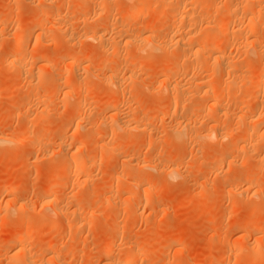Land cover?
Listing matches in <instances>:
<instances>
[{"label": "rangeland", "instance_id": "obj_1", "mask_svg": "<svg viewBox=\"0 0 264 264\" xmlns=\"http://www.w3.org/2000/svg\"><path fill=\"white\" fill-rule=\"evenodd\" d=\"M102 1L0 0V21L6 22L4 24L7 25H5L6 28L4 26L2 30L0 29V137L20 142L19 144L23 143L22 146H24L18 147L19 144L15 145L13 142L0 143V264H8L7 254L11 253V251L8 253L10 247L8 240L13 234L20 231L18 220L26 215L29 206L36 211H42L44 217L42 215L41 219L31 222L27 229V235L25 234L23 238L24 246L28 248V251L36 253L40 250L39 248H42V244L47 246L51 244L52 247L55 246L54 250L56 253L59 252L58 257L60 260L63 259L65 264H102L100 259L105 254L104 248L113 243L115 245L110 248L109 253L114 257H116L114 254L119 255V253L123 256L124 252L134 247L140 248L141 259L137 258L140 260L134 261V264H264V251L255 258H249L251 250L246 248V244L250 240H246L248 237L244 239L240 237L243 234L249 236L260 227L264 228V198L259 196L260 192H264V178L261 179L264 176V167L255 170L253 166L257 163L256 159L250 160L247 153L251 148L261 147L264 141L261 140L264 139V124L259 127L256 141L251 147L247 145L248 140L245 139L248 126L242 122L236 123V119L231 117L233 113H236L239 100L245 95L243 93H246L243 90L251 93L250 97H253L252 93L256 90V84L245 86L242 84L243 86H238L239 89L236 87L238 89L235 96L237 101L231 103L223 101L220 106L212 109L209 108L211 100L215 97L225 98L231 92L215 90V93L208 97L190 89L192 92L186 96L191 97L189 99L186 97L177 98L173 94L166 93L158 80L163 78L167 80L168 77L170 81L178 80L179 77H176V73V75L173 73L170 76H165L167 69L174 65L189 66L192 59L190 57L183 60L178 58L179 50L173 43L166 44L170 49L167 46L162 49L164 53L168 52V54H164L168 57L160 53L162 50L159 51L154 47L156 41H165V39L167 41L171 30L162 26L157 16H149L145 13L139 17V22H129V25L122 24L121 20L118 21L114 18L119 12L117 0L111 4L109 13H101L100 9L103 4H106ZM226 1L202 0L201 6L204 7L208 4L205 7L212 5L215 7L218 3L216 5L218 13L215 14L213 9L209 8L208 11L210 14L212 11L215 14L213 17L219 20L225 13L222 10L226 11V7H228L229 3ZM155 6L159 8L156 4ZM244 6L247 8L246 5ZM254 6L264 8V0H255ZM37 8L40 9L36 10ZM41 9L43 10L41 17L43 15L47 24L43 20L42 22L48 27L46 28L44 24L43 31L34 29L32 24L35 20L34 17L40 15ZM50 14L51 16L55 15L49 16L53 19L47 18V15ZM114 14L115 16H112ZM58 15L60 16L55 19ZM262 20L264 23V16ZM109 21L112 26H117H110ZM150 21L153 22V30L148 34L154 39L153 43L148 45V50L144 48L147 47L144 46V40L140 45L121 43L115 51L109 50V53L106 54L99 42L83 38L86 34L85 31L87 32L89 28H97L99 25L100 31H104L105 36H108L107 39L114 38L118 41L119 34L133 38V35L135 37V34H138L141 29L138 23ZM30 22L31 24H28ZM50 22L52 24H49ZM154 22L158 25H154ZM19 23L27 29L30 28V33L22 38L18 45L10 48L11 40L16 35L14 33H17L19 29L17 28L20 26ZM106 23L109 25L106 26ZM115 27L119 28L115 30ZM230 28L233 27L230 26ZM118 29L121 33L116 35ZM231 31L229 30L228 33L235 43L245 42V36L248 37V40L249 38L250 40L258 39L259 43H262L264 24L251 34L243 31L235 37ZM2 35L4 36L2 37ZM217 36L220 39L225 37L221 32ZM245 45V48H249H241L246 51L240 52L241 49L235 50V47L230 45H227L226 48L222 44L220 53H227L228 57L232 56L231 58L235 56L234 59L236 57L239 60L247 59L246 63L248 62L250 65L244 66L246 69L243 67V70L251 75L258 70V64L264 55L257 52V44L253 46L246 43ZM262 45L260 44L261 48H263ZM138 46H141L142 49L141 47V50L138 49ZM142 50L145 51L143 54ZM146 52L152 53L151 59L145 58ZM64 53L68 56L59 58ZM116 53H119V58ZM32 54L38 58L29 60V56ZM77 57H87L90 61L89 63L78 62L75 66L70 67V62ZM104 60L109 61L110 67L112 66L108 68V71L106 70L108 73L113 70L120 78L124 77L126 73L132 74L133 82H129V79L127 81L132 84V89L126 85L124 86L125 91L118 95L115 93L116 91L107 77L108 73L105 70L98 71L100 65L105 62ZM209 61L208 69L209 66L212 68L214 64L211 58ZM20 63L28 70V72L25 70L24 75L18 72ZM216 67L214 64L215 74L219 73ZM82 69L85 71L82 72ZM192 71L190 69L188 71L189 78H192L193 75L198 76L196 73L201 75V70L198 72L195 70L194 73ZM162 72H165L164 75ZM104 75H107L106 83L108 84L104 83L106 81ZM172 75L175 76L172 77ZM81 76L82 78H80ZM169 80L168 82H170ZM78 81L84 83H82L83 88H81L82 86L76 87ZM23 84L27 85L23 86ZM85 84L87 85L85 86ZM67 89H70V94ZM263 89L264 85L261 87V90ZM261 90L259 92L261 95L249 97L250 105L243 111V115L250 114L255 108V111L258 109L259 115L264 114V90ZM33 96L35 97L33 98ZM81 96L82 99H87V103L84 104V108L75 109L74 107ZM26 98H29L30 102L23 104ZM110 98L115 99L116 103L118 102L117 107L113 110L116 117L110 116L109 110L105 107ZM262 104L263 106H261ZM9 109L11 110L10 114H8ZM25 112L28 113L29 120L22 122L19 116ZM223 112H228V117L224 116ZM206 114L211 115L214 121L205 123L206 121L202 119ZM150 118H154L155 121L152 125H147L146 122ZM111 119L113 120L110 121ZM138 120L141 121L140 126L135 124ZM79 121L80 126H77ZM117 121L125 122L130 129L128 126L121 129L116 128L114 139L111 137L112 133L109 132H112L111 128L113 125L115 127ZM92 123L94 126L90 128ZM182 125L187 126L186 133H191H187L188 137L178 138L174 130ZM32 127L33 129L38 127L34 131V135L38 139L45 140V145L31 148L28 146L30 141L28 139L26 141L23 135L25 136L24 133L27 130H32ZM74 129L77 130H75L77 133L74 132ZM207 131H210L214 136L226 134L227 139L211 148H206L203 140L194 138ZM34 135L31 136L34 138ZM65 137L66 140L63 141L65 148L63 144L61 145L63 150L62 147L59 148L57 142L59 144L58 140ZM21 139L25 142L21 143ZM82 139H87L89 142L86 152L82 154L84 156L81 155L82 158H86L87 154L94 155V149L102 145H107L110 153L108 151L102 157L99 153L96 154L95 164L93 162V165L86 167L84 174H71L68 169H65L67 164L65 167H61L64 163L61 162L65 156L63 154H66L67 151L74 153L76 151L75 144ZM242 146H245V150L241 149ZM111 147H115L116 151ZM219 156L225 159L222 158V161L216 163ZM133 162L135 164L140 162V166L135 167ZM170 169H174V172L169 174ZM257 173L258 175H256ZM54 177L59 184L57 187L62 190L57 188L61 196L58 199H63L61 202L64 203V207L69 205L71 210L77 209L76 211L79 212H76V216L70 214L69 218L55 220V216L51 218L49 212L43 210L38 198L43 195ZM116 177H119L118 180ZM85 178L86 181L88 180L84 181L86 183L82 182ZM249 181L255 184L253 191L240 194L239 192L250 183ZM130 182L139 184L140 187L135 188V184ZM18 185H21L22 188L16 196L7 195L5 190H11ZM195 194L197 196H194ZM64 195L66 199L62 198ZM71 195L72 198H70ZM206 196H210L211 199L204 210H201L202 200ZM78 203L80 208L79 206L73 208ZM19 204L24 206L27 204L28 207L17 211L16 207ZM209 213L211 218H207ZM48 217L51 221L47 220ZM81 219L84 223L78 225L77 223H80ZM44 220L49 222L45 221L42 224L41 222ZM235 221L238 224H235ZM233 222L235 226H229ZM220 239L228 240V243L220 244ZM240 244H243L245 248L241 252L231 255L230 251ZM259 244L261 243L259 242ZM38 245H40L39 248ZM39 252L36 255L37 264H40L41 252ZM228 252L230 255L220 262V257ZM116 260L115 262L119 261Z\"/></svg>", "mask_w": 264, "mask_h": 264}, {"label": "bare ground", "instance_id": "obj_2", "mask_svg": "<svg viewBox=\"0 0 264 264\" xmlns=\"http://www.w3.org/2000/svg\"><path fill=\"white\" fill-rule=\"evenodd\" d=\"M45 1V0H44ZM102 1V0H101ZM222 1V0H221ZM228 1V7H226V11H223L222 10V12H225L224 14H222V17L219 19V20H217V19H215L213 16L216 14V13H218V10H217V7H216V5L218 4H216L215 5V7H214V5H212V6H210V7H212V8H210V7H205V6H208V4L207 5H204V7H202L201 5H202V0H117L116 2V4H118L117 6L119 7V12H118V14H117V16L116 17H114V18H116L118 21H122V24H124V23H126V24H130L131 22H139L138 21V19H139V17H142V15L144 14L145 15V13H147L149 16H157L158 17V20H160V22L162 23V26H164V27H166V28H169V30H170V35L168 36V39H167V41H166V39H165V41H163V40H161V41H159V42H157L156 40V43H155V45H154V47H156V49H159V51L160 50H162L165 46H167L168 44L167 43H173L175 46H177L178 47V58H180V59H185V58H187V57H190L191 59H192V61L191 62H189V66H186V67H184L183 65H181V66H178V65H174V66H172V67H170L169 69H167V73L165 74V76H170V74H175L176 75V77H179V79L178 80H169V77H168V79L166 80L165 78H163V79H160V80H158L159 81V83L161 84V86H162V88L164 89V91L166 92V93H168V94H173V95H175L177 98H185L186 96H187V94L189 93V92H192V91H190V89L191 90H193V91H196L197 93L198 92H200V93H202L204 96H211L212 94H214L215 92V90H226V91H230L231 93L228 95V96H226L225 98H220V97H215L213 100H211V103H210V106H209V108L210 109H212V108H216V107H218V106H220L221 105V102H227V103H231L232 101H234L235 102V100H236V98H235V96L237 95L236 94V91L239 89L238 88V86H245V85H247V84H253V83H255L256 84V90H254V92L252 93V95H253V97H256L257 95H259L260 93V90H261V87L264 85V58H262L261 57V55H260V57L262 58V59H260V62H259V68H258V70H256L253 74H251V75H248V73H246L244 70H243V67L244 66H248V65H250L248 62V64L246 63V61H247V59L246 60H244L245 58H242V57H239V58H242L241 60H239L237 57H236V59H234V57L235 56H233V58H231L232 56H229L228 57V54L226 55L225 53H220V48H221V46H222V44L223 45H225V47L228 45H230L231 47H235V50L236 49H241V48H245V44L246 43H249V45L250 44H252L253 46H254V44L256 45H258V50L257 49H255V50H257V52L259 53V54H263L264 55V44L262 45V43H264V36L262 37L263 38V40H262V43H259V41H258V39L256 40V39H251L250 40V38H249V40H248V37L247 36H245L246 38L244 39V41L245 42H243V41H240V42H237V43H235V40H233L234 41V43H233V41H232V38H231V36H230V34L228 33V31L229 30H232L231 31V33H234L235 34V37L238 35V33L240 32V33H242L243 31H245V33H246V31L248 32V33H253L254 31H256L258 28H261L262 27V25L264 24L263 23V20H262V17L264 16V8L262 7V8H256L255 6H254V4H255V0H227ZM227 1H226V3H227ZM230 1V2H229ZM103 3L104 2H106V4L104 5L103 4V7L101 8V7H99V8H101L100 10H101V13L103 12V13H105V12H108L109 11V9L111 8V4L112 3H114V0H104V1H102ZM47 3V2H46ZM83 3V2H82ZM201 3V4H200ZM211 3V2H210ZM219 3H221V2H219ZM245 3V4H244ZM254 3V4H253ZM155 4L157 5V6H159V8H157L156 6H155ZM253 4V5H252ZM98 5H99V3H98ZM200 5V6H199ZM244 5H246L247 6V8H245V6ZM250 5L252 6V7H254V9H252V7L250 8ZM38 6V5H37ZM249 6V7H248ZM41 7H43V6H41ZM40 7V8H41ZM46 7H47V5H46ZM261 7V6H260ZM40 8H37L36 10H38V9H40ZM113 8V7H112ZM208 8L211 10V9H213V12L215 13V14H213L212 13V11H211V14H210V12L208 11ZM221 8H222V6H221ZM220 8V9H221ZM95 9V8H94ZM114 9H115V7H114ZM99 10V11H100ZM220 11V10H219ZM50 12V11H49ZM56 12V11H55ZM54 12V13H55ZM209 12V13H208ZM39 13V12H38ZM41 13H43V10L41 9L40 10V15L39 16H36V17H34L35 18V20H34V22L32 23L33 24V27H34V29H41L42 31L44 30V28L46 27V20H44L45 18L43 17V15H42V17H41ZM48 13V12H47ZM50 13H52V12H50ZM97 13V15H98V12H96ZM100 13V14H101ZM109 13V12H108ZM111 13V12H110ZM116 13V12H115ZM53 14V13H52ZM56 14V13H55ZM57 14H59V13H57ZM146 14V15H147ZM38 15V14H37ZM46 15V14H45ZM44 15V16H45ZM49 16H51V14L50 15H47V18L49 17ZM52 16H55V15H52ZM51 16V17H52ZM60 15H58V16H56V18L55 19H57L58 17H59ZM93 16V15H92ZM112 16H115V14L114 15H112ZM51 17H49V18H51ZM44 18V19H43ZM61 18V17H60ZM95 18V17H94ZM114 18H112V20H114ZM51 19H53V18H51ZM42 20L43 21H45V23H43L42 22ZM62 20V19H61ZM152 20V19H151ZM155 20H156V18H155ZM53 21H56V20H53ZM48 22V21H47ZM105 22H107V21H105ZM116 22V21H115ZM114 22V23H115ZM130 22V23H129ZM158 22V21H157ZM4 23H6V22H4V21H0V29L2 30L3 29V27L6 25V24H4ZM53 23H56V22H53ZM62 23V22H61ZM109 23H110V21H109ZM113 23V22H112ZM155 23V22H154ZM28 24H31V22L30 23H28ZM44 24H45V27H44ZM49 24H52L51 22L49 23ZM111 24V23H110ZM119 24V23H118ZM139 24V27L141 28L140 30H139V33L138 34H135L136 36L134 37V35H133V38H129V36L128 37H124L125 35H124V33H123V35L124 36H122V35H120L119 33H121L120 32V30L119 31H117V33L116 32H114V33H116V35L117 34H119V40L118 41H116V39H112L111 38V40H110V42L108 41V39L106 38V37H108V36H105V34L102 32V31H100V29H101V27H100V25L97 27V28H94V29H90L89 28V30H87V32L85 31V35H84V39H87V40H94V41H97V42H99V44L101 45V47H102V49L104 50V52H106V54H107V52L109 51V50H113V51H115L116 50V48H118V46L122 43V44H124V45H140V44H142L143 43V41L145 40V44H144V46H147V47H144V48H148V45L149 44H152L153 43V39L154 38H152V36L150 35V34H148L150 31H152L153 29V22L152 21H150V22H140V23H138ZM157 23H155L154 25H156ZM12 25V24H11ZM19 25H20V23H19ZM59 25V24H58ZM92 25H94V24H92ZM107 25H109V24H107L106 23V26ZM114 25V24H113ZM137 25V24H136ZM158 25V24H157ZM7 26V25H6ZM6 26H5V28H6ZM17 26V25H16ZM29 26H31V25H29ZM48 26V25H47ZM54 26V25H53ZM55 26H57V25H55ZM96 26V25H95ZM101 26H103V25H101ZM110 26H112V24L110 25ZM114 26H117V25H114ZM114 26H112V27H114ZM230 26H232L233 28L231 29H229V27ZM2 27V28H1ZM10 27V26H9ZM32 27V26H31ZM33 27H32V29H33ZM91 27H93V26H91ZM124 27H127V26H124ZM137 27V26H136ZM156 27V26H155ZM159 27V26H158ZM4 28V29H5ZM17 28H19L18 29V31H17V33H14V34H16L15 36H13V39L11 40V43H10V48L11 47H15L16 45H18L19 44V42L21 41V39L22 38H24L28 33H30L29 32V29H27V27H23V26H18ZM16 28V29H17ZM46 28H48V27H46ZM117 28H119V27H115L114 29L116 30ZM9 29V28H8ZM33 29V30H34ZM50 29H52V28H50ZM54 29V28H53ZM110 29V28H109ZM115 30H113V31H115ZM125 30V29H124ZM123 30V31H124ZM235 32H234V31ZM4 31V30H3ZM2 31V32H3ZM30 31H32V30H30ZM41 31V32H42ZM106 31V30H105ZM122 31V32H123ZM127 31V30H126ZM126 31H125V34H126ZM219 32H221L222 34H224L225 35V37H224V39L222 38V39H220L217 35H219ZM128 33V32H127ZM237 33V34H236ZM244 33V34H245ZM129 34V33H128ZM127 34V35H128ZM146 34H148V35H146ZM166 34V33H165ZM233 34V35H234ZM40 35H42V34H40ZM82 35V36H83ZM130 35V34H129ZM242 35V34H241ZM4 35H2V37H3ZM244 36V35H243ZM242 37V36H241ZM241 37H240V40H241ZM256 37V36H255ZM166 38V37H165ZM238 38H239V36H238ZM244 38V37H243ZM261 38V39H262ZM0 39H1V37H0ZM4 39V38H3ZM81 39V38H80ZM39 40H40V37H39ZM84 41V40H83ZM37 42V41H36ZM188 44H187V43ZM1 43V42H0ZM108 43V44H107ZM167 44V45H166ZM173 44H171V46H173ZM260 44L263 46V48H261V46H260ZM38 45V44H37ZM123 45V46H124ZM252 45H251V47H252ZM108 46H110V47H108ZM151 46V45H150ZM136 47V46H135ZM139 48L138 49H140V47L141 46H138ZM153 47V48H154ZM168 47V46H167ZM177 47H175L176 49H177ZM37 48V47H36ZM120 48V47H119ZM121 48H123L122 46H121ZM143 48V49H144ZM169 48V47H168ZM172 48V47H171ZM227 48V47H226ZM246 48H249V47H246ZM245 48V49H246ZM253 48H255V47H253ZM101 49V48H100ZM99 49V50H100ZM141 49H142V47H141ZM140 49V50H141ZM145 49V50H146ZM170 49V48H169ZM168 49V50H169ZM223 49V48H222ZM137 50V49H136ZM148 50V49H147ZM238 50V51H239ZM101 51V50H100ZM113 51H111V52H113ZM137 51H139V50H137ZM165 51V50H164ZM228 51V50H227ZM242 51H244V49L242 50L241 49V51L240 52H242ZM246 51V50H245ZM244 51V52H245ZM101 52H103V51H101ZM142 52V54L145 52H143V50L141 51ZM150 52V51H149ZM153 52V51H152ZM27 53V52H26ZM66 53H68V52H66ZM66 53H64L62 56H59V58H62V57H67L68 55L66 54ZM109 53V52H108ZM147 53V52H146ZM156 53H158V52H156ZM160 53H163V56H167L168 57V55H164L165 53L163 52V50H162V52H160ZM256 53V52H255ZM103 54V53H102ZM119 54V53H118ZM118 54L116 53V55H117V57H118ZM152 53H147L146 54V59H151L152 57V55H151ZM166 54H168V52L166 53ZM170 54H171V51H170ZM237 55L239 54V53H236ZM258 54V55H259ZM25 55H27V54H25ZM29 55V54H28ZM125 55H126V53H125ZM162 55V54H161ZM107 56V55H106ZM170 56V55H169ZM172 56H173V53H172ZM171 56V57H172ZM116 57V56H115ZM151 57V58H150ZM243 57H247V56H243ZM27 58H28V56H27ZM38 57L35 55V54H32V55H30L29 56V60H35V59H37ZM110 58V57H109ZM119 58V57H118ZM126 58V57H125ZM189 58V59H190ZM211 58V60H213L214 61V64L217 66L216 68L218 69L217 71H219V73H217L216 72V74H215V72H214V70H215V68L213 69V66H214V64L212 65V68H211V66H209L210 68V70L207 68L208 67V65H210V64H208V61H209V59ZM121 59V58H120ZM190 59V60H191ZM18 60V59H17ZM20 60V59H19ZM22 60H23V57H22ZM123 60V59H122ZM24 61V60H23ZM53 61V60H52ZM82 61H86V62H88L89 63V61H90V59L89 58H87V57H83V58H81V57H77L76 59H74V60H72L71 62H70V67H73V66H75L78 62H82ZM105 61V60H104ZM119 61V60H118ZM121 61V60H120ZM180 61V60H179ZM212 61V62H213ZM11 62V61H10ZM15 62V61H14ZM102 62V61H101ZM210 62V61H209ZM16 63V62H15ZM14 63V64H15ZM18 63V62H17ZM22 63V62H21ZM21 63H20V65L18 64V66H20V67H18V72H19V74H25L24 72H25V70L27 69L26 67H23V65L21 66ZM24 63V62H23ZM22 63V64H23ZM120 63H123V62H120ZM11 64V63H10ZM13 64V63H12ZM101 64V63H100ZM113 64V63H112ZM119 64V63H118ZM128 64V63H127ZM180 64V63H179ZM184 64V63H183ZM110 65H111V63L109 62V61H105V62H103L101 65H100V68L98 69V71H100V70H107L108 71V68H111L110 67ZM25 66V65H24ZM141 66V65H140ZM12 67V66H11ZM142 67V66H141ZM26 68V69H25ZM245 69H246V67H244ZM12 69H14V68H12ZM189 69L190 70H193V71H199V70H201V75L200 74H197L196 73V75H198V76H196L195 77V75H193V76H191L192 78H189L188 76H187V74H189ZM111 70V69H110ZM131 70V69H130ZM141 70V69H140ZM203 70V71H202ZM27 72H28V70H26ZM83 71H85V70H83L82 69V72ZM91 71V70H90ZM106 71V72H107ZM129 71V70H128ZM133 71H135V70H133ZM133 71H131V72H133ZM192 71V72H193ZM216 71V70H215ZM26 72V73H27ZM80 72H81V70H80ZM100 72H102V71H100ZM78 73V72H77ZM91 73V72H90ZM92 73H94L93 71H92ZM105 73V72H104ZM108 73V72H107ZM106 73V74H107ZM134 73V72H133ZM163 73H165V72H162V74ZM194 73V72H193ZM250 73H251V71H250ZM95 74V73H94ZM219 74V75H218ZM84 75V74H83ZM86 75V74H85ZM92 75V74H91ZM108 75V76H107ZM107 75H104L105 76V80H106V78L108 77V79H109V81H111V85H113V87H114V89H115V93L118 95V94H120V93H122L123 91H125L126 89H124V86H129V89H132V87L133 86H131L132 84H129V83H127V81H128V79L130 80L129 82H133V79H132V74H128V73H126L125 74V76L123 75V73H122V76H124V77H122V78H120L116 73H115V71H109V73L107 74ZM164 75V74H163ZM175 75H172V77H174ZM103 76V77H104ZM107 76V77H106ZM162 76V75H161ZM189 76H190V74H189ZM219 76V77H218ZM94 77V76H93ZM188 77V78H187ZM78 78V77H77ZM80 78H82V76L80 77ZM157 78V77H156ZM171 78V77H170ZM183 78V79H182ZM52 79V78H51ZM91 79V78H90ZM104 79V78H103ZM182 79V80H181ZM78 80V79H77ZM77 80H76V82H77ZM134 80H136V79H134ZM168 80L171 82H168ZM44 81V80H43ZM53 81H54V78H53ZM87 81H89V80H87ZM101 81V80H100ZM26 82V81H25ZM49 82V81H48ZM48 82H46V83H48ZM56 82L57 83H59V81H57L56 80ZM55 82V83H56ZM107 82V80L106 81H104V83H106ZM137 82V81H136ZM141 82V81H140ZM140 82H138L139 84H140ZM29 83H32V81H29ZM54 83V84H55ZM82 83L83 82H79L78 81V83H76L75 85H76V87L78 88V87H81L82 86ZM134 83H135V81H134ZM138 83H136L137 85L136 86H138ZM84 84V83H83ZM106 84H108V83H106ZM142 84V83H141ZM243 84V85H242ZM254 84V85H255ZM21 85V84H20ZM24 85H27V84H23V86ZM32 85H35V83L33 84L32 83ZM52 85H53V82H52ZM59 85L61 86V84L59 83ZM63 85V84H62ZM74 85V86H75ZM87 84H85V86H86ZM111 85H110V87H111ZM157 85V84H156ZM22 86V85H21ZM21 86H19L18 85V87H21ZM30 86H31V84H30ZM57 87H58V85H56ZM84 86V85H83ZM83 86L81 87V88H83ZM92 86V85H91ZM140 86V85H139ZM75 87V88H76ZM109 87V88H110ZM146 87V86H145ZM158 87V86H157ZM236 87L238 88V89H236ZM31 88H33L32 86H31ZM67 88H69V87H67ZM125 88H128V87H125ZM159 88V87H158ZM72 89H73V87H72ZM72 89H71V91H72ZM114 89H113V91H114ZM55 90H56V88H55ZM59 90V89H58ZM68 90V89H67ZM70 90V89H69ZM69 90H68V93L70 94V92H69ZM128 90V89H127ZM160 90H162V89H160ZM264 90V89H263ZM263 90H261V91H263ZM60 91V90H59ZM163 91V92H164ZM241 91V90H240ZM58 92V91H57ZM66 92V91H65ZM162 92V91H161ZM162 92V93H163ZM195 92V93H196ZM243 92H246V93H248L247 91H245V90H243ZM67 93V94H68ZM238 93V92H237ZM246 93H243V94H245L244 95V97H242L240 100H239V105L237 106V108H236V113H233L232 115H231V117H232V119H236V123H241L242 122V124L244 123L246 126H248V129H247V131H246V134H245V139H247L248 140V144L247 145H249V146H251L252 147V144L256 141V138H257V133H258V129H259V127H261L263 124H264V114L263 115H259L258 114V109L255 111V106H254V111H252V112H250V114H248V115H243V111L244 110H246V108L250 105L249 104V101H250V99H249V97L251 96V93L249 94V96H248V94L246 95ZM34 94V93H33ZM38 94V93H37ZM68 94V95H69ZM72 94V93H71ZM124 94H125V92H124ZM165 94V93H164ZM163 94V95H164ZM190 94V93H189ZM192 94V93H191ZM199 94V93H198ZM35 95V94H34ZM67 95V96H68ZM109 95V94H108ZM261 95V94H260ZM66 96V95H65ZM71 96V95H70ZM189 96V95H188ZM248 96V97H247ZM35 96H33V98H34ZM85 97V96H84ZM87 97V96H86ZM193 97V96H192ZM199 97V96H198ZM253 97H250V98H253ZM36 98H37V96H36ZM36 98H35V100H36ZM80 98V97H79ZM83 97L81 96V98L79 99V101H78V103H76V105H75V109H81L83 106H84V104L86 105V103H87V99H82ZM156 98V97H155ZM186 98H188V97H186ZM189 98H191V97H189ZM188 98V99H189ZM235 98V99H234ZM249 100H248V99ZM37 99H39V98H37ZM254 99H256V98H254ZM132 100V99H131ZM32 101V100H31ZM34 101V100H33ZM86 101V102H85ZM191 101V100H190ZM237 101V100H236ZM30 102V99L29 98H26L25 100H24V102H23V104H27V103H29ZM118 103V102H117ZM116 100L115 99H112V98H110V100H109V102H107L106 103V106L105 107H107V109L109 110V114H110V116H114V112H113V110H115L114 108L115 107H117L116 106ZM182 103V102H181ZM22 104V105H23ZM264 104V103H263ZM263 104L261 105V106H263ZM180 106H181V104H179ZM260 105V104H259ZM175 106H176V104H175ZM256 106H257V104H256ZM84 108V107H83ZM208 108V109H209ZM225 110V109H224ZM261 111V110H260ZM262 111H263V107H262ZM113 112V113H112ZM11 113V110L9 109V111H8V114H10ZM224 113V116H227L228 117V112L227 113H225V112H223ZM223 113H222V115H223ZM231 113V112H230ZM261 113H263V112H261ZM7 114V115H8ZM115 115H117V114H115ZM221 115V114H220ZM19 116V115H18ZM21 119H22V122H24V121H28L29 120V115H28V113H22L21 114V116H19ZM106 117V116H105ZM108 117V116H107ZM114 117H116V116H114ZM113 117V118H114ZM138 117H140V116H138ZM137 117V118H138ZM112 118V117H111ZM156 119V118H155ZM97 120V119H96ZM113 119H111L110 121H112ZM202 120H205L206 122L205 123H208V122H210V121H214L213 120V117H211V115H207L206 114V116L204 115L203 116V119ZM109 121V122H110ZM154 118H150L149 120H147V122H146V124L147 125H152L153 123H154ZM140 122L141 121H136V123L135 124H137V125H139L140 124ZM93 124V123H92ZM91 124V126L92 127H90V128H93V126H94V124L92 125ZM98 124V123H97ZM109 124V123H108ZM108 124H107V126H108ZM114 124V123H113ZM110 125V124H109ZM136 125V126H137ZM75 126H76V123H75ZM77 126H80V121H79V123H77ZM114 126V125H113ZM112 126V132H109V133H112V136L111 137H114V139H115V130H116V128H119V129H121V128H126L128 125H126V123L125 122H123V121H117L116 122V125H115V127H113ZM131 126V125H130ZM133 126V125H132ZM135 126V125H134ZM140 126V125H139ZM38 127H34V129H33V127H32V130H27L24 134H25V136L23 135V138H25V140L27 141V139L30 141V145H28L30 148L31 147H38V146H42V145H45V143H46V141L45 140H41V139H38V138H36V136L34 135V131L37 129ZM41 128V127H40ZM75 128V127H74ZM79 128H81V127H79ZM128 128H129V126H128ZM186 128H187V126L186 125H182V126H178V127H176L175 128V130H174V132H175V134L177 135V137L178 138H182V137H188L187 136V133L188 134H190L191 132H187L186 133ZM130 129V128H129ZM134 129V128H133ZM139 129V128H138ZM190 129V128H189ZM41 130H42V128H41ZM75 130L76 129H74V132H75ZM105 130H107V128H105ZM109 130V129H108ZM126 130V129H125ZM77 131V130H76ZM120 131V130H119ZM127 131V130H126ZM129 131V130H128ZM189 131V130H188ZM92 132V131H91ZM121 132H123V131H121ZM193 132V131H192ZM75 133H77V132H75ZM119 133V132H118ZM129 133V132H128ZM194 133V132H193ZM198 133V132H197ZM34 135V138L31 136V135ZM66 134V133H65ZM94 135V134H93ZM104 135V134H103ZM98 136V135H97ZM109 136H110V134H109ZM89 137V136H88ZM101 137V136H100ZM15 138V137H14ZM97 138H99V137H97ZM197 138L198 139H200V140H203L204 141V143H205V146H206V148H211V147H213L215 144H218V143H221V142H223V140H225V139H227V135L226 134H224V135H220V136H214L210 131H207V132H204V133H202V135L201 136H199L198 137V135L197 136H195V138L194 139H196L197 140ZM19 139V138H18ZM259 139H261V138H259ZM25 140H23V139H21L20 141H21V143H22V141H24L25 142ZM47 140V139H46ZM66 140V137L63 139H60V140H58L59 141V144H58V142H57V145H59V148L60 147H62L61 145L63 144V141H65ZM261 140H264V139H261ZM8 142H13V143H15V145H18L19 143L18 142H16V141H10V140H7V139H4L3 137H0V143H8ZM108 142V141H107ZM111 142V141H110ZM258 142V141H257ZM18 143V144H17ZM23 144V143H22ZM22 144H19L18 145V147L19 146H22ZM100 144V143H99ZM108 144H110V143H108ZM88 145H89V142H88V140L86 139V140H80V142H78L77 144H75V149H76V151L74 152V153H71L70 151H67V153L65 152V151H63L64 153H66V154H63V152H61L63 155H65L64 156V158L62 159L63 161H61V162H64V163H62L63 164V166H61L60 164V166L61 167H65V165L67 164V166L66 167H68V168H66L65 167V169L67 170L68 169V172L69 173H77V174H82L83 172L85 173V170H86V167H88V166H91V165H93V162H94V160L96 159V154H100L101 155V157H102V155H105L106 153H108V151H109V153H110V149L108 148V146L106 145V146H98V147H96L95 149H94V155H89V154H87L88 156H86V158H82V156H84V155H82L83 153H85L86 152V149H87V147H88ZM254 145V144H253ZM22 147H24V146H22ZM21 147V148H22ZM58 147V146H57ZM63 147H64V144H63ZM61 148V149H63L64 150V148ZM250 147V148H251ZM26 148V147H25ZM112 148H114V149H112ZM57 149V148H56ZM60 149V150H61ZM111 149L112 150H114V151H116L115 149V147H111ZM241 149L242 150H245V146H242L241 147ZM97 152V153H96ZM111 152H113V151H111ZM115 153V152H114ZM118 153V152H117ZM248 156L251 158H249L250 160H252V158H254V160L256 159V165H254L253 167H255V170L256 169H259V168H261V167H264V141H263V143L261 144V147H258V149H255V148H251L248 152ZM53 155H55V154H53ZM82 155V156H81ZM97 157H98V155H97ZM222 156H219L217 159H216V163H219L220 161H222ZM246 158H248V157H246ZM81 159H83L82 161H81ZM98 159H100V158H98ZM223 159H225V158H223ZM60 160V159H59ZM253 160V161H254ZM128 163H130V162H128ZM94 164H95V162H94ZM125 164H126V162H125ZM131 164V163H130ZM133 164H135L134 162H133ZM132 165V164H131ZM143 165V164H142ZM95 166V165H94ZM124 166V165H123ZM126 166V165H125ZM128 166V165H127ZM136 166H140V162H137L136 164H135V167ZM147 166V165H146ZM57 168V167H56ZM148 168H150L149 166H148ZM139 169V168H138ZM62 171H63V168H62ZM249 171V170H248ZM252 171V170H251ZM260 171V170H259ZM59 172V171H58ZM171 172H174V169H170L169 170V174L171 173ZM65 173H67V172H65ZM83 173V174H84ZM260 173V172H259ZM87 174V173H86ZM255 174V173H254ZM65 175V174H64ZM70 175V174H69ZM256 175H258V173L256 174ZM255 175V176H256ZM62 176V175H61ZM88 176V175H87ZM263 176V175H262ZM114 177H115V175H114ZM113 178V177H112ZM118 178L119 177H116V180H118ZM260 178V177H259ZM264 178V176L263 177H261V179H263ZM88 179V178H87ZM260 179V180H261ZM58 180V179H57ZM255 180H257L256 178H255ZM264 180V179H263ZM262 180V181H263ZM84 181H86V178L82 181V182H84ZM88 181V180H87ZM86 181V182H87ZM86 182H84V183H86ZM116 182V181H115ZM250 183L249 184H247V185H245L244 187H243V189L239 192L240 194H242V193H245V192H247V191H253L252 189L254 188V186H255V184H254V182H252V181H249ZM131 183V182H130ZM131 184H135L134 186H135V188L137 187V188H139L140 186H139V184H136V183H131ZM57 185H59V184H57V181H56V178L54 177L51 181H50V183H49V185L46 187V189H45V192L43 193V195L42 196H40V198H38V200L40 201V203H41V205H42V208H43V210H47L46 212L48 213V214H50L49 216L52 218V216H55L56 217V219L55 220H57V218H69L70 216V214H75V216L77 215V213L76 212H79V211H76L77 209H70L69 208V205L67 206V207H64L63 206V202H61L62 200H60V199H58V198H60L61 196H60V193H59V191H58V189H60V188H58L57 187ZM128 185V184H127ZM60 187V186H59ZM21 188H22V186L21 185H18V186H16L15 188H13V189H11V190H5V192L7 193V195H12V196H16V194H18V192L21 190ZM58 188V189H57ZM204 189V188H203ZM65 190V189H64ZM60 191H62L61 189H60ZM200 191V190H199ZM201 192V191H200ZM65 193V192H64ZM198 194V193H197ZM62 195H63V192H62ZM66 195V194H65ZM63 196L62 198H65L66 196ZM67 196H68V194H67ZM194 196H197L196 194L194 195ZM193 196V197H194ZM259 196H261L262 198H264V192H260L259 193ZM200 197V196H199ZM70 198H72V195H71V197ZM75 198V197H74ZM66 199V198H65ZM64 199V200H65ZM211 199V197L210 196H206V197H204V199L202 200V203H201V205H202V207H201V210H204V207H206V205H207V203H208V201ZM14 201V200H13ZM67 201V200H66ZM15 202V201H14ZM36 202V201H35ZM67 204V203H66ZM26 206V207H25ZM21 205V204H19L17 207H16V210L17 211H21L22 209H24V208H27L28 206H27V204L26 205ZM77 206H79V203H78V205H74V207L73 206H70V207H73V208H76ZM30 207V206H29ZM27 208L28 210H26V215H24V216H22V217H20L19 218V220H18V225L21 227V228H19V232L18 233H16V234H13L10 238H9V240H8V242H9V244H10V247H9V250H8V253H9V251H11V253H9V255L7 254V260H8V264H37L36 262L38 261L37 260V258H36V255H37V252L38 251H40L41 252V258L39 259V262H40V264H65V263H63V259L62 260H60V257H58V255H59V252L58 253H56V251L54 250V248L53 247H55V246H53L52 247V245L50 244H48V246L47 245H43L42 244V248H39V246L40 245H38V248L40 249V250H38V251H36V253H33L31 250H27L28 248L26 247V246H24V240H23V238H24V236H25V234L27 235V229L29 228V226L31 225V222L33 221H35V220H38V219H41V217H42V215H43V213H42V211H36L35 209H32V207H30V208ZM78 208V207H77ZM79 208H80V206H79ZM182 208V207H181ZM1 211V210H0ZM28 211V212H27ZM28 213V214H27ZM79 214V213H78ZM81 214V213H80ZM46 216H48V215H46ZM43 217H44V215H43ZM80 217V216H79ZM4 218V217H3ZM207 218H211V214L209 213L208 215H207ZM43 219V218H42ZM47 220H50L51 221V219H49V217L47 218ZM47 220H44V221H42L41 223L42 224H44L45 223V221L47 222ZM49 222V221H48ZM47 222V223H48ZM84 223V221H82V219H81V221H80V223L78 222L77 224L79 225V224H81V223ZM70 222L68 221V224H69ZM16 224V223H15ZM235 224H238V222L237 221H235ZM235 224H234V222L233 223H231V224H229V226L230 225H232V227H233V225L235 226ZM56 225V224H55ZM54 225V226H55ZM71 225V224H70ZM70 225H69V227H70ZM75 225V224H74ZM83 225V224H82ZM91 225V224H90ZM240 225V224H239ZM53 226V227H54ZM72 226V225H71ZM228 226V227H229ZM236 226H238V225H236ZM75 227V226H74ZM73 227V228H74ZM56 228H57V225H56ZM51 229H53V228H51ZM54 229H55V227H54ZM70 229H71V227H70ZM57 230V229H56ZM69 231V230H68ZM55 233V232H54ZM242 239H244V238H246V237H248V238H246V240L247 239H249L250 240V242H248L247 244L244 242V244H246V248H248V249H250L251 251H250V254H249V258H255V257H257L262 251H264V243H263V239H264V228H259V229H257L256 231H253L251 234H249V236H247V235H241L240 236ZM239 237V238H240ZM8 239V238H7ZM249 240H247V241H249ZM7 242V243H8ZM220 244H226V243H228V240H221L220 239ZM259 242L261 243V244H259ZM6 243V244H7ZM57 245V244H56ZM60 245V244H59ZM115 244L113 243V244H109L108 246H106L105 248H104V251H105V254L104 255H102V257H101V263L102 264H134L135 262L134 261H136V260H140L141 258H140V256L142 255V254H140V248H136V247H134V248H132L131 250H129V251H126V252H124L123 253V256L122 255H120V253H119V255L120 256H122L121 258H120V256L118 255V254H114L116 257H114L113 255H111V253H109L110 252V248L111 247H113ZM5 246V245H4ZM213 246V245H212ZM211 246V247H212ZM61 247V246H60ZM214 247V246H213ZM37 248V247H36ZM73 248V247H72ZM245 247H244V245L242 244H240V245H238V246H236L234 249H233V251H230L231 253V255H232V253H236V252H241V250L242 249H244ZM31 249V248H30ZM36 250V249H35ZM70 250V249H69ZM32 253H31V252ZM67 251V250H66ZM39 252V253H40ZM38 253V254H39ZM74 254V253H73ZM229 252L228 253H226L225 255H223L222 257H220V262H222V261H224L229 255ZM40 255V254H39ZM118 255V256H117ZM147 255V254H146ZM74 256V255H73ZM5 257H6V255H5ZM118 258V259H117ZM137 258H140V259H137ZM145 258V257H144ZM119 260V261H117V260ZM37 260V261H36ZM115 260L117 261V262H115ZM250 260V259H249ZM196 264V263H195Z\"/></svg>", "mask_w": 264, "mask_h": 264}]
</instances>
